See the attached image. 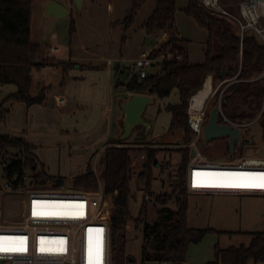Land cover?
<instances>
[{
  "label": "trees",
  "instance_id": "obj_1",
  "mask_svg": "<svg viewBox=\"0 0 264 264\" xmlns=\"http://www.w3.org/2000/svg\"><path fill=\"white\" fill-rule=\"evenodd\" d=\"M143 2L144 0H129L125 14L120 20L123 28L134 22ZM31 10L32 0H0V84L16 86V90L0 102V126L8 112L6 103L20 101L30 106L45 100L47 86L41 87L34 95L31 93L33 69L45 66H61L64 69L70 66L69 63L46 57L44 51L47 46L31 41ZM182 11L207 31L204 61L191 64L188 60L189 40L179 37L176 29V0H157L152 13L143 21L141 27L148 40H155L159 33L166 32V40L148 52V57L152 60L161 55L163 58L152 62L150 68L155 67V70L149 71L148 68L145 77L140 78L135 72L124 83L126 90L132 94H144L158 99L167 98L172 90H177L178 102L168 103L164 109L171 116L167 130L182 131L183 146L176 148L180 154L178 169L175 174L166 175L174 177V180L169 182L171 190H161L162 192L153 197L154 203L162 204L158 217L152 222L142 220L147 205V201H143L134 220L135 227L143 222L140 264H186L188 245L200 242L207 232L216 231L213 228L188 227L186 223L189 192L184 179L190 153L187 144L194 138L187 123V107L190 97L204 87L206 76H211L212 87L215 79L220 82L225 80L221 109L229 119L247 122L259 115L256 123L264 133L263 40L249 29H245L241 37L230 17L206 9L200 0H187V5ZM73 30L74 22L71 20L69 33ZM124 39L122 36V40ZM221 71L224 72L223 76L220 75ZM214 105L216 103H213ZM221 120L219 116L218 121ZM250 140L242 137L238 147L249 143ZM119 143L124 141L119 138L109 140V145L104 148L99 160V175L88 163L84 173L69 179L73 190L94 192L101 186L104 194L112 198L109 223L110 264H128L135 261L124 249L126 227L132 220L129 199L132 196L130 183L134 173V161L143 155V159L139 160L140 170L137 178L143 187L149 190L159 153L158 148L144 146V138L134 139L131 144L137 146H115ZM226 148L227 158H230L228 141ZM32 149L33 145L24 137L0 132V179L9 182L14 190L21 191L29 188L57 190L63 187L68 179L49 175ZM23 176L26 178L23 179ZM170 199L175 202V208L167 206L166 203ZM250 235L247 245L220 247L216 244L214 259L206 264H264V230L250 232ZM151 240L155 245L149 250L147 246Z\"/></svg>",
  "mask_w": 264,
  "mask_h": 264
},
{
  "label": "crops",
  "instance_id": "obj_2",
  "mask_svg": "<svg viewBox=\"0 0 264 264\" xmlns=\"http://www.w3.org/2000/svg\"><path fill=\"white\" fill-rule=\"evenodd\" d=\"M48 1H55L68 9V15L60 19L52 14L46 17L44 7ZM156 1L144 0L134 22L123 28L120 20L129 0H83L80 10L76 9L72 0H32L31 41L47 46L44 51L46 57L69 63L70 66L64 69L61 66L33 69L31 93L34 95L41 87L47 86L45 100L30 106L20 101L6 103L8 112L0 132L22 136L32 144V152L43 163L49 175L70 179L84 173L90 159L97 153L102 155L109 140L119 138L122 116L120 103L132 94L126 90L124 83L136 72L134 60L148 53L157 41L148 40L141 27L152 13ZM186 5L187 0L184 5H177L176 0L175 23L179 14L177 6L182 11ZM182 13L186 19L189 18ZM71 20L74 22V30L70 34ZM177 32L179 37L190 41L178 29ZM188 60L191 64L204 61H193L189 48ZM50 75H53L52 81ZM206 78L204 87L195 95L207 101L213 87L211 76ZM15 90L14 84H0V102ZM45 149L58 154V165L47 162L45 158L41 159ZM72 152L84 158L72 164ZM64 159L65 165L62 164ZM159 178L164 180L165 186L168 184L166 179L168 182L170 179L160 171ZM211 237L210 240V235L206 234L199 243L188 245L186 264H206L214 259L215 238Z\"/></svg>",
  "mask_w": 264,
  "mask_h": 264
},
{
  "label": "built area",
  "instance_id": "obj_3",
  "mask_svg": "<svg viewBox=\"0 0 264 264\" xmlns=\"http://www.w3.org/2000/svg\"><path fill=\"white\" fill-rule=\"evenodd\" d=\"M208 10L219 12L230 17L238 26L239 35L249 29L255 32L264 42V0H240L238 2L239 16H234L223 10L218 0H200ZM167 34L161 32L160 41L166 40ZM163 58V55L158 59ZM153 60L148 53L141 54L134 60L133 66L140 78L145 77ZM222 84V81H221ZM212 94V93H211ZM193 96V95H192ZM190 97L187 107V123L193 132V140L187 147L194 150L189 155L185 168V187L190 193L211 195H236L256 194L264 196V188H224L211 185L225 182H247L259 184V179L235 181L226 177L225 174H264V155H235L224 161H211L197 148V139L203 135L206 110L205 103L198 109H191ZM221 95L218 98L220 100ZM63 102V100H60ZM219 116L222 123L231 124L241 128L251 125L259 115L250 121H234L229 119L220 108ZM117 147L135 146L127 142L115 144ZM183 146V145H182ZM190 154V153H189ZM94 163L100 160L101 153L94 156ZM143 155L139 156V160ZM159 171L165 176L175 174L177 164L170 160L157 163ZM97 164L93 165L94 170ZM178 166V165H177ZM135 173V172H134ZM26 177L23 176V179ZM159 188L165 189V182L160 178L153 179ZM20 190V189H17ZM14 190L12 185L3 181L0 185V193ZM166 190V189H165ZM151 195L146 194L147 201L159 192L152 186ZM23 212L20 220L13 224L0 222V247H23L24 252L0 251V264H110V215L112 211V198L104 194L101 186L97 191L85 192L73 189H34L24 191ZM34 205L40 215H33ZM83 205V208L79 206ZM1 212V211H0ZM101 236H100V231ZM23 240V244L20 241ZM63 241V243H61ZM43 242V243H41ZM41 248L48 251H41ZM63 251H59V249ZM159 264H169L160 262Z\"/></svg>",
  "mask_w": 264,
  "mask_h": 264
},
{
  "label": "rangeland",
  "instance_id": "obj_4",
  "mask_svg": "<svg viewBox=\"0 0 264 264\" xmlns=\"http://www.w3.org/2000/svg\"><path fill=\"white\" fill-rule=\"evenodd\" d=\"M240 0H218L220 7L234 16H239L238 2ZM186 0H177V5H184ZM178 18L176 20L177 29L184 37L190 39L189 41V53L192 56V60L199 62L203 61V42L207 35L206 30L199 26L194 19L189 17L186 19L180 10V6H177ZM229 8H232L231 10ZM185 14V13H184ZM191 18V19H190ZM234 27L238 29V26L233 22ZM159 33L157 35V41L152 48L158 46L160 41ZM146 48H149L147 44ZM151 48V49H152ZM160 58V57H159ZM158 58L153 59L155 62ZM155 67H152L150 71H154ZM50 81L53 79V75L49 76ZM126 76H124V80ZM213 92L209 99L205 103L206 113L209 112L213 106V103H217L219 96L226 84L220 85L219 80L213 81ZM35 88V87H33ZM38 92V90L36 91ZM195 95V94H194ZM207 98V95H205ZM178 101V94L176 90L167 97L162 99L153 98V102L146 107L144 116L150 119L151 128L149 133L143 137L146 144L144 146H153L159 149L157 155L158 162L163 160H170L173 164H179L180 154L176 151V148L181 146L182 143V131L175 130L170 132L167 130L170 114L164 107L168 103L174 104ZM207 117L205 118V122ZM138 128L130 134V136L124 140L128 144L134 142V135ZM242 136L244 138L251 139L249 143H244L242 147L236 145L234 155L246 156V155H264V133L258 123L254 122L251 125L241 128ZM166 143V144H165ZM157 145L159 147H157ZM164 145V146H163ZM197 148L201 154L207 157L211 161H224L227 160L228 151L226 148L227 138L217 137L212 140H205L203 135L197 139ZM137 146V145H135ZM233 155V156H234ZM41 159H46L47 162L53 165L59 164L58 154L52 152L50 149H45ZM84 158L83 155L72 152L70 163L76 164ZM231 158V157H230ZM94 156L90 159L89 164L92 166L93 171L99 175L101 170L100 162L94 163ZM44 161V160H43ZM45 162V161H44ZM45 162V163H47ZM68 163V162H67ZM62 164H66V159L62 161ZM96 166L94 170L93 165ZM173 166L178 169V166ZM140 170V162L138 159L134 161V172L130 183L131 197L129 199V211L132 216V220L129 221L126 227V241L124 244L125 253L131 255L134 258V262L128 264H140V257L142 251V226L143 222L135 227V219L139 214L140 205L144 200L146 194L151 195L149 190L143 187V184L137 178ZM154 179L159 178V166L158 164L153 168ZM61 189H71L69 178ZM166 179V184L174 180V177H170L169 182ZM3 184V180L0 179V185ZM167 184V185H168ZM152 182L151 186L156 192H162L161 188ZM165 186L167 191L171 190V186ZM24 191H6L0 193V222L3 224H13L20 220L23 212ZM153 195L147 200L145 206V213L142 218L145 222H152L158 217V210L162 204L153 202ZM170 208H175V202L170 199L167 203ZM187 226L192 228H213L216 231L207 232L206 234L214 236L215 242L213 247L217 244L220 247L237 246L239 244L247 245L250 241V232L263 231L264 230V196L256 194H246L242 196L236 195H211V194H188L187 205ZM205 234V235H206ZM204 235V236H205ZM199 243V242H198ZM197 244V243H196ZM147 264H156L155 262H148ZM251 264V263H250ZM252 264H263L262 262Z\"/></svg>",
  "mask_w": 264,
  "mask_h": 264
},
{
  "label": "water",
  "instance_id": "obj_5",
  "mask_svg": "<svg viewBox=\"0 0 264 264\" xmlns=\"http://www.w3.org/2000/svg\"><path fill=\"white\" fill-rule=\"evenodd\" d=\"M74 5L77 10L82 8L83 0H73ZM45 16L49 17L51 14L55 18L60 19L68 15L69 11L65 7L61 6L55 1H48L45 5ZM220 75L223 76L224 72L221 71ZM225 80L222 81L224 83ZM152 96L133 93L130 97L120 103V108L122 110V116L120 119L121 133L119 139L124 141L130 134L138 128L135 132L134 138L141 139L145 137L151 128L150 119L144 116L146 107L153 102ZM224 96L220 97L207 117V121L203 126V137L205 140H212L217 137H225L228 141V148L230 156L233 157L235 152V146H239L242 139V132L239 128L218 121L219 110L223 103ZM194 150L190 151V156H192ZM155 245L153 240L148 244V249L151 250Z\"/></svg>",
  "mask_w": 264,
  "mask_h": 264
},
{
  "label": "snow or ice",
  "instance_id": "obj_6",
  "mask_svg": "<svg viewBox=\"0 0 264 264\" xmlns=\"http://www.w3.org/2000/svg\"><path fill=\"white\" fill-rule=\"evenodd\" d=\"M227 178L235 180V181H245L248 179H259L262 181L259 184H253V183H247V182H225V183H217L211 186L214 187H224V188H247V187H261L264 188V174H225ZM39 207L38 205H34L33 209V215H40L41 213H38L36 211V208ZM80 208H83V205L79 206ZM101 231L102 230H98ZM21 244H23V240L20 241ZM43 243V242H41ZM63 243V241H61ZM26 249L23 247H16V248H10V247H0V251L4 252H24ZM41 251H48L47 249L41 248ZM59 251H63V249H59Z\"/></svg>",
  "mask_w": 264,
  "mask_h": 264
},
{
  "label": "bare ground",
  "instance_id": "obj_7",
  "mask_svg": "<svg viewBox=\"0 0 264 264\" xmlns=\"http://www.w3.org/2000/svg\"><path fill=\"white\" fill-rule=\"evenodd\" d=\"M206 79H205V81H206ZM204 101H205V99H201V98L197 97L196 95H193L192 98H191V101H190L191 109H196V108L199 109L202 106ZM100 236H101V231H100Z\"/></svg>",
  "mask_w": 264,
  "mask_h": 264
}]
</instances>
